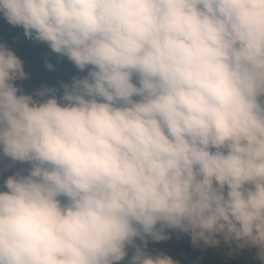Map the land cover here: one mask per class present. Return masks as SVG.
<instances>
[{
    "label": "clouds",
    "instance_id": "clouds-1",
    "mask_svg": "<svg viewBox=\"0 0 264 264\" xmlns=\"http://www.w3.org/2000/svg\"><path fill=\"white\" fill-rule=\"evenodd\" d=\"M0 16L88 69L59 98L24 94L0 43V154L30 165L0 191V264H175L148 250L170 232L264 264V0H0Z\"/></svg>",
    "mask_w": 264,
    "mask_h": 264
},
{
    "label": "trees",
    "instance_id": "trees-1",
    "mask_svg": "<svg viewBox=\"0 0 264 264\" xmlns=\"http://www.w3.org/2000/svg\"><path fill=\"white\" fill-rule=\"evenodd\" d=\"M0 37L13 46L14 53L23 61L24 69L29 71L28 79L20 80L19 84H15L24 94H33V90L44 85H51L55 88H60L62 84L70 85L74 77L82 78L87 75L88 69L81 72L67 57L52 52L45 43L26 38L21 27L9 25L2 16H0ZM28 167L30 165L19 162L13 164L9 158L0 154V180L3 184V191L6 190L4 181L8 176ZM160 244L161 242H149L148 250H158ZM224 247L230 252L237 250L235 245L224 244ZM249 254L248 264H260L254 250L251 249Z\"/></svg>",
    "mask_w": 264,
    "mask_h": 264
},
{
    "label": "rangeland",
    "instance_id": "rangeland-1",
    "mask_svg": "<svg viewBox=\"0 0 264 264\" xmlns=\"http://www.w3.org/2000/svg\"><path fill=\"white\" fill-rule=\"evenodd\" d=\"M0 43L7 44L8 47L14 52L13 46L7 42L4 38L0 37ZM25 70V69H24ZM28 74L29 71L25 70ZM20 80H17L15 84H19ZM43 87L55 88L51 85H44L33 90L35 93L37 90H40ZM58 91L56 96L59 98L63 95V88H55ZM41 99L40 97H37ZM44 97L43 99H47ZM0 191H3V184L0 180ZM170 239L164 242H161L158 250L150 251L153 255L158 253H164L170 256L175 264H209L215 262L216 264H248V256L250 255L251 249L236 250L234 252L227 251L224 247V244L221 243L219 247L210 248L204 247L203 245L199 247H193L189 240L184 237H181L175 232H170ZM131 252H129V256ZM127 257L125 261L120 262V264H126Z\"/></svg>",
    "mask_w": 264,
    "mask_h": 264
}]
</instances>
